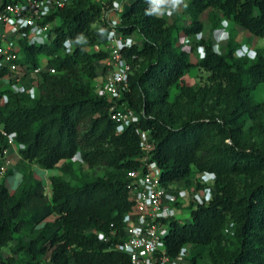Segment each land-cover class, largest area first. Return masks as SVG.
Listing matches in <instances>:
<instances>
[{
	"label": "trees",
	"instance_id": "16d2710c",
	"mask_svg": "<svg viewBox=\"0 0 264 264\" xmlns=\"http://www.w3.org/2000/svg\"><path fill=\"white\" fill-rule=\"evenodd\" d=\"M162 2L121 1L117 30L139 43L121 48L131 72L117 100L94 92L107 57L94 28L105 26L98 1L65 0L46 17L55 20L48 41H20L17 63L25 74L40 66L39 57L54 69L39 74L34 99L11 93L0 68V161L12 143L21 167L13 191L0 178V249L13 244L0 264H129L116 246L124 239L122 219L132 211L126 175L141 166L142 134L168 192L177 195L173 184L189 185V196L202 188L199 174L213 175L206 204L177 203L189 211V222H168L165 254L187 246V264H264V102L251 100L264 84V55L234 57L231 41L219 54L199 38V15L207 12L211 27L224 20L263 39L264 0H184V27L155 14ZM179 37L188 39L186 51L175 44ZM80 38L98 49L87 51L76 44ZM65 41L72 45L68 53ZM195 50L200 56L192 63ZM191 67L207 73L202 83H183ZM110 106L131 112L136 122L117 133ZM77 154L88 169H105L103 175L76 186L51 175L45 194L31 169L68 174L67 162Z\"/></svg>",
	"mask_w": 264,
	"mask_h": 264
},
{
	"label": "built area",
	"instance_id": "2783aa9c",
	"mask_svg": "<svg viewBox=\"0 0 264 264\" xmlns=\"http://www.w3.org/2000/svg\"><path fill=\"white\" fill-rule=\"evenodd\" d=\"M103 5L100 32L104 37L103 47L107 57L102 61L103 73L94 83V92L108 100H117L127 90V79L131 66L121 53V48L129 44L128 39L117 30L118 14L122 0H94ZM65 0H0V68H4V82L8 90L14 94L26 95L34 99L36 80L40 73H54L50 67L37 66L26 73L17 63L19 60V43L24 40L29 45L43 44L51 37L50 31L55 20L46 21V17L57 8L63 6ZM109 2V5H107ZM12 31L13 36L6 37L5 32ZM71 46L69 41L64 47ZM182 51L188 48V39L180 43ZM31 82V83H30ZM4 99L0 98V105ZM109 118L115 123V131L119 133L125 126L136 122L137 117L127 110L110 106ZM139 158L140 168L127 172L132 211L122 219L124 239L116 249L128 256L129 264H187V255L183 247L173 257L164 252V238L168 232V222L175 218L177 210L185 205L177 203L190 200L193 204H206L211 197L210 185L213 181L211 173L198 175L201 189L184 197L168 192L160 183V170L154 161L148 159L147 153L152 145L145 134L141 135ZM8 150V149H7ZM7 150L2 152L0 178L4 175L9 160ZM102 237L100 234H97ZM104 240V239H103Z\"/></svg>",
	"mask_w": 264,
	"mask_h": 264
},
{
	"label": "rangeland",
	"instance_id": "374dc122",
	"mask_svg": "<svg viewBox=\"0 0 264 264\" xmlns=\"http://www.w3.org/2000/svg\"><path fill=\"white\" fill-rule=\"evenodd\" d=\"M111 2L113 0H110ZM180 6L181 4L178 3ZM178 5V6H179ZM175 10V9H174ZM157 16L162 15V10L158 8L155 12ZM208 15L207 12L202 15L203 20V33L200 34L199 38L203 37L208 39L211 42V45L215 52L222 53L225 50V45L227 42L231 41L237 45L236 49L233 51L234 57H240L245 56L248 59L252 60L254 57V53L257 50H260L262 54L264 55V38H256L252 37L250 34L240 30V29H232V25L230 23L221 20L218 22L217 26L211 27L208 21ZM180 22L182 21L179 19ZM183 22V21H182ZM182 24V23H181ZM95 34L98 38L102 36V33L99 31L101 28V25H95ZM238 33V42H234L235 35ZM6 37L13 36L12 31H8L4 33ZM129 43H139V38L136 35H131L127 38ZM76 44L78 45H84V48L89 50H94L95 48H92L96 44H94L91 47L86 46V41L83 38H80L77 40ZM178 45V39L175 43ZM97 46V45H96ZM71 46L65 47V52L68 53L71 50ZM200 53L198 50H195L193 53L190 54V61L192 63L196 62L199 59ZM40 66L44 65L45 59L43 57L38 58ZM207 76V73L198 70L195 67H191L181 78L183 83L187 86H192L197 83H202L204 81L205 77ZM176 92L175 87H171L168 93V100L171 101L173 99L174 93ZM251 100L254 103H261L264 102V84L257 87V89L252 94ZM16 150L14 148V145L11 143L7 153H6V159L9 160V164L6 167L5 171H10L9 175L4 174L3 178H5V183L10 187V190L13 191L16 185L18 184L20 177H21V167L17 166L16 159ZM1 163V161H0ZM70 164V172L68 174H62L58 170H50V171H36L34 168L33 170L34 175L41 179L44 182V192L48 195V187H47V178L51 175H57L62 180L67 181L71 186H76L80 184L82 181H88L93 180L96 177H100L105 172V169H98V170H90L88 169L83 163L80 161L79 155H75L73 159H71L69 162ZM61 163L58 164L60 166ZM173 187L178 189V193L181 194L182 197H184V194H186V197L188 196L187 192H190L193 188V186L183 187L182 185H176L173 184ZM192 193H190L191 195ZM189 195V196H190ZM176 219L179 220L180 223H187L189 222V211L187 209H181L177 210L176 212ZM13 245V244H12ZM12 245H8L7 247L0 249V257L5 258L9 254V249ZM185 254L188 258V247H183Z\"/></svg>",
	"mask_w": 264,
	"mask_h": 264
},
{
	"label": "crops",
	"instance_id": "0c3cea01",
	"mask_svg": "<svg viewBox=\"0 0 264 264\" xmlns=\"http://www.w3.org/2000/svg\"><path fill=\"white\" fill-rule=\"evenodd\" d=\"M183 2H184V0H163L161 5L159 6V8L162 10V15L160 17L165 19V20H168V21L174 20L178 27H180V26L184 27L186 25L187 19H186L185 15H183L181 13V6L178 4V3L182 4ZM205 13L206 12L199 15V20L202 23V26H203L202 15ZM179 19H181L183 22L182 21L180 22ZM232 29H236V28H232ZM238 33L239 32L236 33L237 35H235V38H234V42H237V43H239L238 42ZM201 34H204L203 30H202ZM182 40H183V37H179L178 43H181ZM96 49H98L97 46H95V50ZM102 63L100 65H102ZM16 159H18L17 156H16ZM4 184H5L6 188L8 189V191L11 192L10 187L7 185V183H4Z\"/></svg>",
	"mask_w": 264,
	"mask_h": 264
}]
</instances>
